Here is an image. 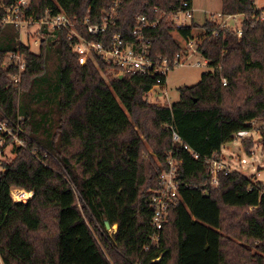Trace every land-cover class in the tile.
Instances as JSON below:
<instances>
[{
	"label": "trees",
	"instance_id": "trees-1",
	"mask_svg": "<svg viewBox=\"0 0 264 264\" xmlns=\"http://www.w3.org/2000/svg\"><path fill=\"white\" fill-rule=\"evenodd\" d=\"M0 1L11 6L19 0ZM182 4L31 0L29 14L40 19L47 12H64L98 23L117 5L118 18L108 34L132 42L137 17L159 21L146 33L152 57L172 60L183 50L171 21ZM222 11L245 16L241 36L208 21L198 36L194 22L178 31L181 41H203L199 52L212 71L197 85L181 88L171 107L145 101L156 76L107 80L100 58L96 62L103 72L93 61L80 66L66 32H42L35 54L16 41L15 28L11 35L4 30L12 26L0 27V37H7L0 41V106L12 121L24 118L19 123L28 136H22L26 147L1 161L3 264H264V183L233 171L220 175L213 188L206 163L222 155L238 133L252 132L253 122H264V23L258 20L264 10L256 9L255 0H222ZM52 47L59 48L58 82L46 85ZM11 52H20L25 60L19 85L13 84L18 68L4 65ZM174 132L181 143L173 142ZM258 133L264 155V126ZM185 145L200 159L184 150ZM250 149L246 142L244 150ZM171 158L182 162L181 200L169 209L159 247L145 251L153 234L150 199ZM12 187L33 192L31 200L14 203ZM108 225L117 226V232L111 235Z\"/></svg>",
	"mask_w": 264,
	"mask_h": 264
},
{
	"label": "built area",
	"instance_id": "built-area-1",
	"mask_svg": "<svg viewBox=\"0 0 264 264\" xmlns=\"http://www.w3.org/2000/svg\"><path fill=\"white\" fill-rule=\"evenodd\" d=\"M192 1V0H191ZM31 0H19L11 6H7L3 1H0V27L12 26L19 33L18 41L22 42L24 34H29V28L37 27L38 32L42 34L45 30L49 33L57 31L66 32L67 41L72 52L78 57L80 66H85L90 61L96 65L100 72H103L100 66L97 65L96 60L100 58L106 65L107 77L110 79L124 78L125 76L147 75L158 77L156 84L146 93L145 101L151 105H167L165 103L168 94L163 89L167 86L168 74L175 68L184 66L186 62L192 57L191 51L196 48V53H199V47L203 44L202 40L194 38L190 41H184L183 50L176 54L174 59L152 57V41L148 38L149 30H155L159 25V21L152 22L146 17H137V26L132 32L133 41L129 42L119 34L109 35V28L114 25L118 15L116 14L117 5L107 13L98 23H92L90 18L84 21L73 19L66 13H60L53 16L47 12L40 19H35L30 15ZM183 10L175 13L172 18L174 33L186 26H189L194 20L193 3L189 0H183ZM243 17V14L225 15L217 14L211 18L212 24H215L221 30H229L234 32L237 36L243 33V21L235 26L237 17ZM260 20V18L258 19ZM264 23V16L261 17ZM210 22V23H211ZM233 28V29H232ZM90 38H102L101 42L89 40ZM213 37H217L218 33L213 32ZM205 65L209 68L208 60H205ZM6 67L14 65L18 68L19 74L13 78V84L19 85L21 83L22 74L25 71L26 65L24 57L20 52H11L6 55ZM196 67H202V63L195 64ZM164 79V81H163ZM223 85H227L224 80ZM168 101V100H167ZM24 120L19 118V122ZM19 122H14L6 117V114L0 106V179L4 172L1 161L7 154V149L15 150L26 147L22 138H28L22 125ZM248 131L240 132L235 136V140H243ZM234 140V141H235ZM173 142L181 143L182 140L177 133H173ZM184 150L194 156L196 160L200 159L189 146L185 145ZM33 154L38 157L36 150ZM40 162L41 159H39ZM210 165V186L218 187L220 175H228L235 171L225 160L223 155H214L212 158L206 160ZM246 164L245 160L241 161ZM182 162L174 158L169 159L167 169L159 176V189L153 192L150 203L153 209V216L151 226L153 234L149 238V244L145 251L151 248L159 247L162 239V230L167 222L169 209L172 205L177 204L181 200L180 182L178 180V172ZM33 192H27L24 189L12 187L11 198L14 203H27L31 200ZM109 232V231H108ZM117 232V226L111 235ZM159 259L155 261H159ZM154 262V261H153Z\"/></svg>",
	"mask_w": 264,
	"mask_h": 264
},
{
	"label": "rangeland",
	"instance_id": "rangeland-1",
	"mask_svg": "<svg viewBox=\"0 0 264 264\" xmlns=\"http://www.w3.org/2000/svg\"><path fill=\"white\" fill-rule=\"evenodd\" d=\"M194 7V24H197L198 27L194 31V35L198 36L203 33L202 26L206 21L211 22V18L217 14H221L222 11V0H193ZM255 7L257 10H264V0H255ZM223 14V13H222ZM264 16V11L261 17ZM260 17V22H262ZM235 20V26L241 23L245 19L243 17H237ZM212 23V22H211ZM201 26V27H200ZM233 29V28H232ZM4 31H9L10 34L14 35L16 30L13 27H7ZM30 33L24 34L22 42L16 40L18 43L25 44L29 46L31 51L35 54L40 52L41 37L42 34L38 32L37 27L29 28ZM173 36L178 40L183 46L184 42L181 41L177 34L173 32ZM13 36H11L12 39ZM18 37V33H17ZM197 38V37H196ZM7 37H0V41H6ZM184 48V47H183ZM58 47L49 48V60L47 65L46 72V85H56L58 82ZM196 48L194 51H191L192 57L186 62L184 66L177 67L173 69L167 77V86L163 89V92L166 91L168 98H166L165 103L173 105L177 103L180 99V89L184 87H193L201 81V77L204 73L209 72L208 67L205 65L204 59L199 53H196ZM202 63V67H196L195 64ZM107 80L109 78L105 76ZM53 92V91H52ZM168 100V101H167ZM253 131L248 133V135L239 141H234L227 144V150L223 152L225 157L224 160L237 172L245 174L248 177H253L255 182L264 183V155L262 153L261 139L258 130L264 126L263 121H255L252 123ZM248 142L250 145V151L247 153L244 150V144ZM146 152L151 153L152 147L147 145ZM16 150L7 149L6 153L9 155V158L12 159L15 157L14 152ZM223 155V154H222ZM245 160L246 164H242L241 161ZM78 207L81 212L84 214L86 220L88 221L87 214L83 209V206L80 201H78ZM116 226H113L111 229H108L109 232H113Z\"/></svg>",
	"mask_w": 264,
	"mask_h": 264
},
{
	"label": "crops",
	"instance_id": "crops-1",
	"mask_svg": "<svg viewBox=\"0 0 264 264\" xmlns=\"http://www.w3.org/2000/svg\"><path fill=\"white\" fill-rule=\"evenodd\" d=\"M192 2H193V0H192ZM193 9H194V7H193ZM227 146H228V145H225V146L223 147L222 151H224V150L227 148ZM226 150H227V149H226ZM222 154H223V156L225 155L224 152H222ZM225 156H226V155H225ZM225 156H224V157H225ZM0 264H3L2 261H1V258H0Z\"/></svg>",
	"mask_w": 264,
	"mask_h": 264
},
{
	"label": "water",
	"instance_id": "water-1",
	"mask_svg": "<svg viewBox=\"0 0 264 264\" xmlns=\"http://www.w3.org/2000/svg\"><path fill=\"white\" fill-rule=\"evenodd\" d=\"M108 229H110L109 225H108Z\"/></svg>",
	"mask_w": 264,
	"mask_h": 264
}]
</instances>
